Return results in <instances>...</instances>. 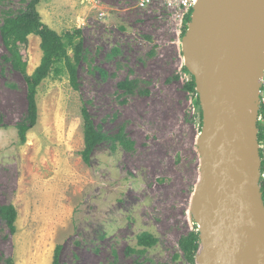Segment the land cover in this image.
Returning a JSON list of instances; mask_svg holds the SVG:
<instances>
[{"label":"rangeland","instance_id":"obj_1","mask_svg":"<svg viewBox=\"0 0 264 264\" xmlns=\"http://www.w3.org/2000/svg\"><path fill=\"white\" fill-rule=\"evenodd\" d=\"M31 0H0V210H17L13 232L0 211V264H197L181 241L199 231L193 198L201 178L203 109L186 66L191 19L138 0H41L42 21L82 30L77 87L69 74L38 88V121L21 143L28 113L24 75L6 60L1 28ZM191 17V16H190ZM41 38L22 45L27 73ZM131 83L124 89L122 82ZM86 107L104 140L84 161ZM157 242L140 246L138 236ZM198 254V253H197ZM197 256V255H196Z\"/></svg>","mask_w":264,"mask_h":264},{"label":"water","instance_id":"obj_2","mask_svg":"<svg viewBox=\"0 0 264 264\" xmlns=\"http://www.w3.org/2000/svg\"><path fill=\"white\" fill-rule=\"evenodd\" d=\"M203 109L197 264H264L258 114L264 0H199L183 38Z\"/></svg>","mask_w":264,"mask_h":264},{"label":"trees","instance_id":"obj_3","mask_svg":"<svg viewBox=\"0 0 264 264\" xmlns=\"http://www.w3.org/2000/svg\"><path fill=\"white\" fill-rule=\"evenodd\" d=\"M40 1L31 0L25 10L14 17L7 18L1 28L3 43L8 51L6 60L12 63L14 69L24 75L27 83L28 113L23 121L17 124L18 136L21 143L27 141L29 130L38 121L37 95L39 86L50 76L60 77L62 74L68 73L71 84L77 87V67L84 57L82 30L76 28L59 33L44 23L38 11ZM190 16L191 14L187 15L186 18L191 19ZM31 34H35L41 38L40 46L43 56L34 72L28 74V62L24 58L21 46L28 43V37ZM119 86L130 90L131 83L125 81L120 83ZM188 87L191 91L197 92L194 76L191 77ZM82 115L84 119L85 147L81 154L84 161L89 162L94 148L104 140L118 139L122 145L128 146V140L125 139L124 135L120 134L111 137L98 130L86 107L82 108ZM261 188L264 198V184ZM0 211L11 230L15 232L16 207L12 204L6 205ZM156 242L157 239L151 233L145 232L138 236V244L140 246L150 247ZM181 245L191 262H194L200 248L199 231L192 232L189 237L184 238L181 241ZM59 253L60 246L56 249L53 264H61ZM9 264H13V261L10 260Z\"/></svg>","mask_w":264,"mask_h":264},{"label":"built area","instance_id":"obj_4","mask_svg":"<svg viewBox=\"0 0 264 264\" xmlns=\"http://www.w3.org/2000/svg\"><path fill=\"white\" fill-rule=\"evenodd\" d=\"M139 6L147 8L154 2L163 4L169 10H171L174 16L179 17L181 21L186 18L187 15L191 14L194 7L197 5L199 0H138ZM260 100H259V114H258V149L261 156V177L260 185L264 184V72L261 78L260 86Z\"/></svg>","mask_w":264,"mask_h":264},{"label":"bare ground","instance_id":"obj_5","mask_svg":"<svg viewBox=\"0 0 264 264\" xmlns=\"http://www.w3.org/2000/svg\"><path fill=\"white\" fill-rule=\"evenodd\" d=\"M196 192V191H195ZM194 192V198H193V205L194 206H197V204H196V193Z\"/></svg>","mask_w":264,"mask_h":264}]
</instances>
